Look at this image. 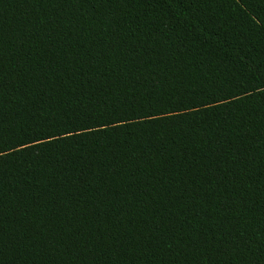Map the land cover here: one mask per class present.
Instances as JSON below:
<instances>
[{
    "label": "trees",
    "instance_id": "16d2710c",
    "mask_svg": "<svg viewBox=\"0 0 264 264\" xmlns=\"http://www.w3.org/2000/svg\"><path fill=\"white\" fill-rule=\"evenodd\" d=\"M0 264H264V0H0Z\"/></svg>",
    "mask_w": 264,
    "mask_h": 264
}]
</instances>
